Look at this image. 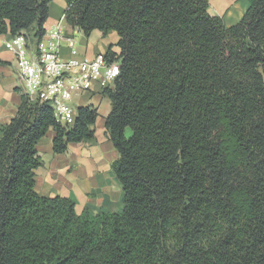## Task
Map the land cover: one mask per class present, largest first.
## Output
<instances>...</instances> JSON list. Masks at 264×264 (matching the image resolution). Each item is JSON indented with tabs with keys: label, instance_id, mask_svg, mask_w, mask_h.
Segmentation results:
<instances>
[{
	"label": "trees",
	"instance_id": "obj_1",
	"mask_svg": "<svg viewBox=\"0 0 264 264\" xmlns=\"http://www.w3.org/2000/svg\"><path fill=\"white\" fill-rule=\"evenodd\" d=\"M52 1L0 0V35L42 37ZM65 2L68 25L118 36L105 54L121 74L102 96L125 204L78 213L37 191L39 140L52 128L65 153L100 114L82 104L65 125L21 92L0 126V264H264V0L232 25L210 0Z\"/></svg>",
	"mask_w": 264,
	"mask_h": 264
},
{
	"label": "crops",
	"instance_id": "obj_2",
	"mask_svg": "<svg viewBox=\"0 0 264 264\" xmlns=\"http://www.w3.org/2000/svg\"><path fill=\"white\" fill-rule=\"evenodd\" d=\"M219 1L223 6L228 3V0ZM53 2L50 3L49 17L45 28L56 23L63 13L55 12L52 9ZM67 32L74 35L77 32L83 33L81 29L73 26H68ZM8 36L9 33L0 35V59L8 62L5 65L0 64V125L7 123L17 113L18 105L21 102V92H23L22 79L15 57L4 45ZM79 40L82 43L85 42V47L81 48V51L94 57L99 53H106L109 44L117 42L118 36L113 41L103 42L98 46L92 45L90 50L89 38L80 36ZM116 49L119 50L118 47ZM68 53L67 48H64V55L67 56ZM17 88H21V90L17 91ZM107 100L110 109L101 113ZM84 102V104H95L99 108L100 115L95 125V137L82 142L70 143L65 153L56 154L53 151L55 132L50 128L47 135L37 144L45 164L36 170V189L41 195H62L72 198L76 202L78 213H81L86 207L93 214L103 211H122L125 204L123 187L112 168L119 152L109 139L105 127L106 116L112 109L111 101L107 96H98L93 100L86 98ZM45 150L49 153L47 156L44 154ZM68 173H72L73 176H68ZM118 206H120L119 209H117Z\"/></svg>",
	"mask_w": 264,
	"mask_h": 264
},
{
	"label": "built area",
	"instance_id": "obj_3",
	"mask_svg": "<svg viewBox=\"0 0 264 264\" xmlns=\"http://www.w3.org/2000/svg\"><path fill=\"white\" fill-rule=\"evenodd\" d=\"M68 26L63 12L42 37L33 38L24 30L9 35L4 42L15 57L23 93L30 100L49 103L57 121L65 125L75 122L78 107L86 98L102 96L121 74L120 58L83 53L75 35L67 32ZM76 97L80 98L78 104L73 102Z\"/></svg>",
	"mask_w": 264,
	"mask_h": 264
},
{
	"label": "rangeland",
	"instance_id": "obj_4",
	"mask_svg": "<svg viewBox=\"0 0 264 264\" xmlns=\"http://www.w3.org/2000/svg\"><path fill=\"white\" fill-rule=\"evenodd\" d=\"M54 2L52 3V9L55 12H63L66 8V2L65 0H53ZM253 3V0H228V3L224 6L223 4L218 0H210V7H209V12L213 15H220L224 17L225 23L227 25H232L235 24L236 22L240 21L242 17L244 16L245 12L247 11L248 7ZM79 32V31H78ZM75 33L76 38L79 42V47L80 49L85 47V42L82 43L79 40L80 36H83L84 38H89V50L91 49V46H98L100 43L103 42H108V41H113L115 37L117 36L116 32H110L109 36L103 37L102 32L100 30H94L90 36H87L84 32L83 33ZM82 34V35H81ZM264 72V70H263ZM80 98H74L73 102L78 104ZM106 102V101H105ZM109 106V108H108ZM102 109V108H101ZM110 109V104L109 101L107 100V103L103 106V109L101 113H104L103 111H107ZM5 124V123H3ZM1 124L0 126H2ZM132 129L129 127L126 130V135L130 136L132 135ZM47 150V149H46ZM44 152V154L47 156L49 153L48 151ZM51 152V151H49ZM52 154V152H51ZM70 169V167H69ZM68 176H73L72 173H68ZM120 206H118L117 209H119Z\"/></svg>",
	"mask_w": 264,
	"mask_h": 264
}]
</instances>
